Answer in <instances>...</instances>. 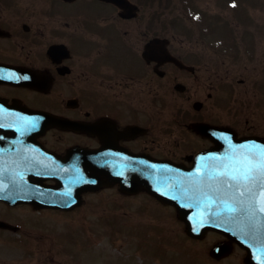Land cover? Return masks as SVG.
<instances>
[{
	"label": "flooded vegetation",
	"instance_id": "obj_1",
	"mask_svg": "<svg viewBox=\"0 0 264 264\" xmlns=\"http://www.w3.org/2000/svg\"><path fill=\"white\" fill-rule=\"evenodd\" d=\"M253 5L264 0H0L1 219L172 212L117 181L77 183L93 170L192 166L220 130L264 139V19ZM14 183L28 196L53 190L43 196L57 203L7 205ZM231 248L213 259L247 264Z\"/></svg>",
	"mask_w": 264,
	"mask_h": 264
},
{
	"label": "rangeland",
	"instance_id": "obj_2",
	"mask_svg": "<svg viewBox=\"0 0 264 264\" xmlns=\"http://www.w3.org/2000/svg\"><path fill=\"white\" fill-rule=\"evenodd\" d=\"M254 7L255 19H264V9ZM159 212L151 207L120 219L25 216L15 210L10 218L24 223V230L0 232V264H238L237 254L221 261L209 255L214 234L189 238L175 210Z\"/></svg>",
	"mask_w": 264,
	"mask_h": 264
},
{
	"label": "water",
	"instance_id": "obj_3",
	"mask_svg": "<svg viewBox=\"0 0 264 264\" xmlns=\"http://www.w3.org/2000/svg\"><path fill=\"white\" fill-rule=\"evenodd\" d=\"M225 137H228V139H225ZM214 141L215 147L213 153L221 146H233L236 148V152L241 154H247L246 149L250 146L264 147L263 141L237 139L228 134L223 136V139H220L219 142L216 139H214ZM205 156L206 158L208 157V155H204L203 157ZM159 165H162V167L158 166L157 168L152 167L149 169L143 167L139 169L137 167L134 170H118L119 174L113 176L110 180H120L121 182H119L124 190H128L127 187L144 188L164 203L173 204L177 209L179 218L183 219L187 224V233L192 236L198 237L207 229H215L225 233L227 236L237 240L239 244H243L246 247L250 241L249 239L247 240L246 235L247 233L249 234V231H253L258 235L259 243H263V239L260 236L264 233L262 229L264 228V219H262V216L258 213L251 219H249L248 216L247 218H243L242 214H236V216H229L227 213L219 215L218 213L223 210L221 207L218 205L204 204L208 201L207 198L196 197L195 188L197 182H201L202 188L203 186L207 187L208 184L201 180H195L198 178L208 179L210 175L214 174V171H209L207 175L201 173V169L204 168L206 164L195 161L191 169H187L183 165ZM210 166L213 165L210 164ZM212 168L217 169L218 167ZM124 173L127 175H123ZM99 176L100 175H97L98 178ZM125 179L128 181L127 184L124 182ZM195 213L198 214L195 215ZM219 247L220 246H216L212 249L211 254L213 256H220V254L223 255L227 252L224 245H221L222 250L220 251L221 253L218 254ZM262 248L264 249V247L261 246L259 250ZM253 260L256 262V258H254L249 251L246 261L252 262ZM258 260H262V258L260 257ZM259 263L262 264V262Z\"/></svg>",
	"mask_w": 264,
	"mask_h": 264
},
{
	"label": "snow or ice",
	"instance_id": "obj_4",
	"mask_svg": "<svg viewBox=\"0 0 264 264\" xmlns=\"http://www.w3.org/2000/svg\"><path fill=\"white\" fill-rule=\"evenodd\" d=\"M246 153L231 158L223 170L210 175L208 192L203 194L210 204H215L216 200L209 196V192L215 194L217 199L223 193H230L231 204L227 200H221L223 211L232 215H247L251 219L257 213L264 214V148L250 146ZM196 190L202 191L201 182H197Z\"/></svg>",
	"mask_w": 264,
	"mask_h": 264
}]
</instances>
